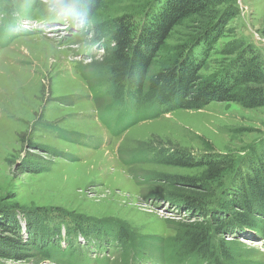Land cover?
<instances>
[{
  "label": "rangeland",
  "instance_id": "1",
  "mask_svg": "<svg viewBox=\"0 0 264 264\" xmlns=\"http://www.w3.org/2000/svg\"><path fill=\"white\" fill-rule=\"evenodd\" d=\"M34 1V11L46 8L50 16H59L52 0ZM157 1L104 0L89 22L61 14L70 29L55 26L46 32L21 27L23 17L28 22L36 18L18 12L13 20L0 5L4 20L14 26L11 31L0 18V264H98L106 256L110 264H125V251L118 250L112 236L106 242L96 235L87 239L91 236L78 231L79 224L97 223L109 231L122 225L151 243L175 238L183 222L213 228L215 217L222 215L217 205L237 178L234 170L206 186L202 166L151 160L154 147L224 155L234 169L251 152L264 156V106L212 98L201 108L164 114L159 107L137 102L111 111L107 86L97 88V77H83L88 64L106 59L112 23L129 16L139 24ZM211 10L174 28L153 56L152 72L167 65L208 17L216 22V40L203 59L196 54L201 57L200 77L219 75L237 61L243 45L264 58V0H231ZM192 192L210 195L212 208L201 214L166 199L170 193ZM173 211L177 213L171 216ZM232 211L244 212L230 206ZM222 238L216 235L211 242ZM250 240L232 236L228 246L234 264H264V245Z\"/></svg>",
  "mask_w": 264,
  "mask_h": 264
},
{
  "label": "trees",
  "instance_id": "2",
  "mask_svg": "<svg viewBox=\"0 0 264 264\" xmlns=\"http://www.w3.org/2000/svg\"><path fill=\"white\" fill-rule=\"evenodd\" d=\"M161 1H157L153 7H150L151 4L148 6L149 11L145 12L139 24L129 16L113 22L106 34L111 37L112 45L110 50H106L109 51L106 59L100 63L92 62L95 65L88 64L89 71H84L83 77L86 80L92 77L99 79L95 87L107 86L105 91L110 92L112 97L108 110L112 111L119 105L129 107L131 103L137 102L138 106L159 107L160 114H164L178 108H201L212 98L238 101L247 107L264 106V58L249 45H243L237 61L228 63L219 75L217 73L209 78L199 76L201 57L203 59V55L209 53L216 40L213 37L216 22L209 17L200 21L196 33L180 46L167 65L156 72L151 71L153 56L164 46L177 25L189 18L212 12L213 10H209L214 4H225L231 0ZM34 2L0 0V5L6 11L18 10L24 15L45 20L61 21L62 15L71 14L89 22L104 4V0H52L60 14L50 16L46 8L41 9V12L34 11ZM232 15L229 14L226 19ZM198 52L201 55L199 59L196 56ZM83 69L82 67L80 71ZM172 152L154 147L151 150V160L185 167L202 166L204 179L201 182H206V186L222 180L234 170L233 174L237 178L231 188L226 189L225 201L217 205L218 212L222 215L218 219L214 216L213 228L200 223L183 222L175 238L165 239L163 242L156 238L152 243L145 238L133 236L122 225L111 226L109 231V226H99L97 223L90 226L79 224L77 230L91 236H85L87 239L96 235L99 241L106 242V238L112 236L117 242L118 250L122 251V248L125 251V264H232L235 255L231 253L234 251L228 243L234 234L238 236L244 230H251L264 239V156L251 152L237 166L239 169H234L230 158L224 155L194 154L186 150ZM170 194V198L166 199L178 207L184 205L190 209H198L201 214H205L209 207L212 208L210 195L205 192L182 193L177 196ZM177 197L182 202H177ZM230 206L233 210L236 208L244 212L230 213ZM10 224L19 231L15 222L10 221ZM216 235H222L223 238L212 243L211 239L216 242ZM225 236L230 240H225ZM51 249L60 255L58 248ZM144 257L148 259L143 260ZM108 258L109 256L104 257L98 264H110Z\"/></svg>",
  "mask_w": 264,
  "mask_h": 264
},
{
  "label": "built area",
  "instance_id": "3",
  "mask_svg": "<svg viewBox=\"0 0 264 264\" xmlns=\"http://www.w3.org/2000/svg\"><path fill=\"white\" fill-rule=\"evenodd\" d=\"M164 207V206H163ZM167 207L168 206H166V209L164 208L163 210H161L160 212L161 213H166L167 212ZM173 206H171V208H172ZM173 210H174V208H173ZM170 213V215L172 216L173 214H171V213H177V212H175V211H173V212H169Z\"/></svg>",
  "mask_w": 264,
  "mask_h": 264
},
{
  "label": "bare ground",
  "instance_id": "4",
  "mask_svg": "<svg viewBox=\"0 0 264 264\" xmlns=\"http://www.w3.org/2000/svg\"><path fill=\"white\" fill-rule=\"evenodd\" d=\"M62 28V26H60L59 28H58V30H60ZM60 33H62V32H58L57 34H60ZM56 34V33H55Z\"/></svg>",
  "mask_w": 264,
  "mask_h": 264
}]
</instances>
